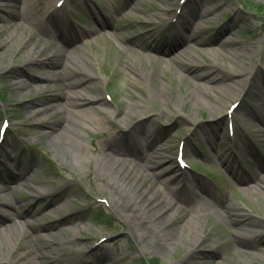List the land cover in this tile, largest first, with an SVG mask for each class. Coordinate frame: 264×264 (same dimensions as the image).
<instances>
[{
    "label": "rangeland",
    "instance_id": "rangeland-1",
    "mask_svg": "<svg viewBox=\"0 0 264 264\" xmlns=\"http://www.w3.org/2000/svg\"><path fill=\"white\" fill-rule=\"evenodd\" d=\"M15 1L29 20L19 19L26 30L18 33L0 20V125L8 120L0 139V171L6 176L0 179V207L7 200L26 206L25 199L35 202L46 188L49 199L57 197L43 215L23 217L24 233L16 230L13 241L0 236V264L41 262L46 255L51 257L47 264L75 255L85 259L71 264H264V183L256 177L237 179L253 173L264 178V0H66L76 13L62 16L65 36L42 34L41 0ZM43 1L54 7L55 0ZM3 2L10 3L0 0V14ZM198 8L207 10L211 21L197 18L187 28V14H197ZM32 32L39 36L36 45L55 55L27 60L30 43L22 38ZM197 65L225 80L204 85L190 74ZM84 72L96 76L90 91L107 101L100 105L112 118L95 109L72 113L77 148L57 140L47 123L57 129L60 118L69 115L60 92L80 88ZM40 73L51 77H34ZM140 118L152 129L148 141L132 136L130 126ZM98 142L121 145L122 152L114 154L138 176H116ZM180 144L189 166L177 161ZM36 152L49 158V176ZM17 163L28 168L38 191L24 181L5 183L11 180L7 173L20 172ZM174 169L187 174L186 184L177 186L182 197L192 188L186 200L163 183L173 180ZM56 184L64 187L55 190ZM155 185L172 206L200 217L203 233L197 241L186 233L177 246L160 245L154 235L135 239L132 223L138 231L149 224L140 218L135 197L145 198L141 189ZM93 205L99 208L91 210ZM65 213L74 214L66 225L42 231L44 239L29 236L38 233L34 226ZM232 213L253 223L242 231L252 245L234 242ZM227 238L234 243H226ZM106 247L112 260L105 257Z\"/></svg>",
    "mask_w": 264,
    "mask_h": 264
},
{
    "label": "bare ground",
    "instance_id": "bare-ground-1",
    "mask_svg": "<svg viewBox=\"0 0 264 264\" xmlns=\"http://www.w3.org/2000/svg\"><path fill=\"white\" fill-rule=\"evenodd\" d=\"M4 1H9L10 3L3 2L1 6L3 9V14H0V20L2 21V23L5 26L12 24L14 28L12 33L14 32L18 33L19 29L25 31L26 28H25L23 21H19V19L28 21L29 14L23 11L22 6L19 4V1H15V0H4ZM32 1L34 3H37L34 0H31V2ZM29 3H30V0H29ZM37 8L41 9L42 14L44 15L43 19L39 22L40 24H42V27L40 28L42 34L52 35L54 31H57L59 32L60 35L65 36V30H63V25L65 26V24L63 22L61 23V20H62V16L64 15V13H66V7L62 4H59V0H55L54 7L51 8L50 1L45 2L41 0L37 4ZM209 15L210 13L207 10H202L201 8H198L197 14H194V15L187 14V18L185 19V25H187L186 27L188 28L192 24V22H194L197 18H205L211 21V17ZM15 19L16 21L14 22ZM167 23H169L168 20H166L165 25ZM192 39H195L196 42L199 43V39L197 37H193ZM22 40L25 45H29L30 43V48H28L29 56L27 60L31 59L34 61L38 57H41L43 54H46V53L49 54L50 57L55 55V51L54 52L49 51V49L45 47L44 44L41 46L36 45L37 41L39 40V36L35 35L33 32L27 38L23 37ZM33 40H35L36 42L34 43ZM185 40L188 41L187 38H185ZM206 42H209V40L206 39ZM230 42L231 43H227V45L233 44L234 40H230ZM0 48L2 49L1 46ZM236 69H234L233 71H235ZM238 70H243V68L239 67ZM242 72H244V70ZM190 74L194 78H197L198 80L203 81L204 85L211 83V82L221 83L225 80L224 77L220 76L219 74L215 72L202 70L199 67V65L192 67L190 69ZM42 76L51 77L47 73H40L38 75H35L34 77L40 78ZM94 77L96 76H94L93 74L89 72H84L83 77H81V79L78 80L77 82L78 86H81L80 88L74 87V89L71 91L60 92L61 93L60 95L61 99H59L60 103L65 110L64 112L68 113L69 115H65L60 118L59 127H57V129L55 126L51 125V123H47V126L50 128L51 133L52 134L56 133L57 135L56 139L59 140L60 142L72 144L75 147H77V145H81L79 141L75 139V135L73 134L74 126L71 124V122L73 121L72 113H77V114L80 113L81 115H85L90 111V109H95L100 115L112 118L108 114V111L106 109H103L100 105V104H108L107 101H105V99L100 97L98 94H95L94 92L90 91V88H92V85L94 83V80H93ZM24 81L26 80H23V82ZM207 87H205V89H207ZM84 91H87L88 93H84ZM40 109L42 108L39 107V110L36 111V113H39ZM223 115L224 114L221 113L222 117ZM144 120H145L144 118H140L137 121V123H135V125L133 124L130 126L131 128H134L133 129L134 132L132 136H135L137 140H141L143 142L144 140L142 137H145L144 139L148 141L151 139L149 136L152 134L151 127H149L148 124ZM143 121H144V124L142 123ZM121 147L122 146L119 144L107 143L105 147H104V144H102L101 142H98L96 144V148L100 149V151H103V152L105 151V158L111 157L108 160L111 162L112 167H116L117 169L116 176H118V174L130 173L133 178L137 177L138 175L136 174L134 175V172L129 171L128 166L126 164H123L121 158H118L115 155L116 154L115 152H122ZM103 159L104 158H102V160ZM119 162H121V164ZM154 162L158 164L161 162V159L157 157L155 158ZM122 168L125 171L124 173L121 171ZM174 170H175V174L173 176V180H171L168 184L166 183V181H163L165 186H169V189L173 193H174L173 186L177 182H180L182 179H185L187 177V174L185 172H182L180 170L177 171V169H174ZM262 170H264V168ZM166 171H167L166 168L161 169L160 171H158V173H156V175L159 177L160 175H163V173H166ZM20 172L23 174L25 173V171L22 168H20ZM143 176L144 175H142V177ZM120 177L122 178L123 176L120 175ZM254 177L260 178V180L264 183V178L261 179L260 175L257 173L251 174L248 178L241 179L238 177L237 179L239 182L243 183V182H248L250 179ZM11 178L13 179V181H16L15 183L23 182L22 180H16L17 177L11 176ZM0 179H3L1 175H0ZM31 179H32V175L29 173H26L23 183L24 184L28 183V186L30 188H33L35 189V191H38V188L32 182H30V181H33V179L32 180ZM5 183H7V185H10L12 182L5 181ZM255 187H257V185ZM46 189L47 190L39 191L38 194H41V196H38L39 199L33 203H30L29 198L25 199L26 206H24L20 202H14L12 200H7L6 202L7 205H9V207H13V210L10 208L0 207V213H1L0 236L4 238L5 242L8 243V242L13 241L15 233L17 232L16 230L21 231V234L24 233L25 222L27 221V218L31 217V215H34V216L43 215L44 209L49 207L50 205H53L56 202V200H53V198L57 197V195H55L54 197L52 196L53 198L51 197L49 199L50 192H45V191H49L48 188ZM54 189L62 190V185L59 186L58 184H56V186H54ZM178 190L176 192H178ZM141 193L145 196V198H140L139 196H136L135 197L137 198L136 200L137 201L140 200L139 201L140 205L135 208L137 209V211L141 213L140 218L142 217V215L145 216V219L148 221L149 224L146 228L144 226H142V228L140 227L138 231L136 226L132 223L131 231L135 235L136 240L139 239V236L143 237L146 235H154L156 237H159L157 242H159L160 245L171 244V245L177 246L178 242L184 238V233L191 235V236H196L195 241H197L198 236H201L203 231L200 227L201 221H198L200 217L195 218V216L189 217L185 215L184 212H186V209L183 208L182 206L176 207V205H173L174 206L173 207L172 201H170L164 196L162 189L158 185H155V187L153 186V187L142 188ZM179 194H181V192ZM175 195H177V193ZM178 196H181V195H178ZM189 197L190 196L187 194L181 199L186 200ZM2 199H5V197H2ZM137 201L132 202L131 206H136ZM140 206H143V207H140ZM89 208H92V206H90ZM30 213L31 215H28ZM232 214H234V217L228 218V219L231 224L235 225L234 227H232V230H231L233 234L234 242L239 245H245V246L252 245V243L250 242L251 238L246 236L242 231L245 230L246 226L253 224V223L250 221L248 217L245 218L239 214L238 216L237 214L235 215V213H232ZM23 217H27V218L23 219ZM73 217H74V214L65 213L63 217L54 218L48 222L40 223L33 227L34 230L38 231V233L36 234L37 236L33 233H29V236L35 239L36 237L37 238L41 237V239L42 238L44 239L45 233H43L42 231L52 230L53 229L52 226L54 224H56V227L61 226L63 224L66 225L67 223L71 221L70 219ZM6 221H9V222L7 223ZM3 223H7V224L3 225ZM91 238L92 237H89V239L86 241H89ZM194 242H192L190 246H192ZM225 242L228 244H230V242L234 243L233 241H231V238L225 239ZM26 246L27 244H25L23 249H27ZM108 249H109L108 247L105 248V257L109 259L111 258L112 260L111 253L107 251ZM82 254H84V252ZM50 258H51L50 256L46 255L43 261L41 262H39L38 260L34 261V259H31V260H28V264H47ZM72 259L74 262H77V261L84 260L85 257L81 255L80 256L75 255V256H69L67 258L59 259L58 261H59V264H71ZM93 263L97 264V262H93ZM197 264H200V263H197ZM207 264H211V261L207 262Z\"/></svg>",
    "mask_w": 264,
    "mask_h": 264
}]
</instances>
